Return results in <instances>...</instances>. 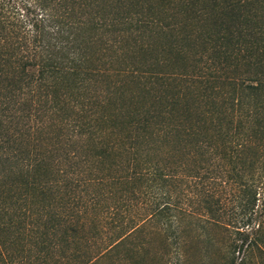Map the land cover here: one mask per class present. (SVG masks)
<instances>
[{
    "label": "trees",
    "instance_id": "1",
    "mask_svg": "<svg viewBox=\"0 0 264 264\" xmlns=\"http://www.w3.org/2000/svg\"><path fill=\"white\" fill-rule=\"evenodd\" d=\"M211 226L264 264V0H0V264H192Z\"/></svg>",
    "mask_w": 264,
    "mask_h": 264
},
{
    "label": "rangeland",
    "instance_id": "2",
    "mask_svg": "<svg viewBox=\"0 0 264 264\" xmlns=\"http://www.w3.org/2000/svg\"><path fill=\"white\" fill-rule=\"evenodd\" d=\"M209 228L210 229H208L207 231L205 229L192 231L187 235L188 247L186 248L187 251L186 253L188 254L190 258V262L192 264H221L220 263L221 254L215 255V260L207 257V251L205 250L204 240H200L199 235L204 234L203 236L205 237L211 236L216 238L220 242L228 241L227 239L229 235L227 232L217 227L211 226ZM148 234L149 235H147V238L145 239V250L143 251V253L145 254V258L150 259L151 257H154L156 254L161 256L163 253L168 251L171 252V254L174 253L172 251L173 249L166 248L161 236L155 234V232L153 231ZM238 256L242 257V254ZM253 259H254L253 261H250L247 264H261L258 261V256L256 254L253 256ZM107 264H112V263H107Z\"/></svg>",
    "mask_w": 264,
    "mask_h": 264
}]
</instances>
